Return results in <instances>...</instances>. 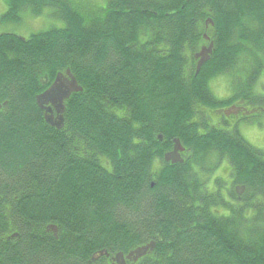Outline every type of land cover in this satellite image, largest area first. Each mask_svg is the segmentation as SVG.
<instances>
[{
  "label": "trees",
  "instance_id": "trees-1",
  "mask_svg": "<svg viewBox=\"0 0 264 264\" xmlns=\"http://www.w3.org/2000/svg\"><path fill=\"white\" fill-rule=\"evenodd\" d=\"M46 8L60 26L0 35V264L129 252L137 264H264V151L242 121L210 127L199 111L244 102L264 115V0H105L83 12L13 0L2 19ZM66 69L81 93L65 102L63 136L36 97ZM226 75L231 93L216 98L211 82ZM175 141L176 166L162 158ZM223 160L227 197L212 178ZM150 242V257L136 254Z\"/></svg>",
  "mask_w": 264,
  "mask_h": 264
},
{
  "label": "flooded vegetation",
  "instance_id": "flooded-vegetation-1",
  "mask_svg": "<svg viewBox=\"0 0 264 264\" xmlns=\"http://www.w3.org/2000/svg\"><path fill=\"white\" fill-rule=\"evenodd\" d=\"M209 51L210 50L206 49V46L203 48L201 47L199 55L202 56L203 60H206V57H207L206 54H209ZM203 60L201 61V58H200V63H202ZM56 76H57L59 82L62 84L61 86H63L62 89H60L58 91L60 94L65 93L66 96L70 97L72 93H74V94L81 93V88L79 87L76 79H74V78L73 79L76 82L77 88H72V87L69 88L68 87L69 82L71 81L72 77H71V74H68L67 69L64 71V73L63 72L56 73ZM54 80H53V82H54ZM53 82L48 84V86L46 87V89L43 92L47 91L50 88V86L53 84ZM47 83H48V81H47ZM65 102H66V99H63L61 104H51V102L49 101L46 104L41 105L42 106L41 109H43L44 114H45V109H49L46 112L47 113L46 117H48L50 119V121L54 122L56 119L58 120L59 118H62L63 123H61L62 125L59 127V130L62 133V135H63V132L65 134L68 133V131L64 127V117H65V110H66ZM62 103H63V112L61 110L62 109L61 108ZM54 105L55 106L57 105V107H55ZM248 108H249V106H245V105H231V106L221 108L219 110V112H217L218 115L216 112L214 114L210 113L209 109H206V108H203L199 111L204 116H209L210 120H209V122H207V124L209 126L219 127V128L223 129V123L227 117H231L234 119L233 123L229 124L230 128L235 127L237 125L236 121H242L244 124H246V127H251L255 123V121H257L258 115L256 113H258L259 111L257 109H254V108H251V109H248ZM113 111L116 113V115H118L117 117H119V118H123L125 116V112L123 110L115 108ZM224 113L229 114V115L226 116V115H224ZM238 128H239V124H238ZM74 149H75V147H74ZM77 151H79V150H77ZM171 152H173V148L165 151L163 156H162L163 160L165 162H167L168 164H171V165L175 164V166L178 164H182L183 162L181 159L183 157V154L185 155V153H183L184 150L177 152L178 158L176 156H172ZM75 153H78V152H75ZM165 155H166V159L164 158ZM171 159H173V162H171ZM224 163H226V162L223 160L220 165H222ZM220 165L214 171V174H213L214 176H216L215 173L218 172ZM160 167H161V161L159 159H155L154 160V169L156 171H158L160 169ZM238 189H242V188L236 187V191H238ZM226 190H229V183L228 182L226 183V187L223 188V190H222V192H223L222 195L225 197H227ZM139 247H142V249L139 252V255L143 256V257H141L143 259L150 257L156 248L154 242H150V243H147L145 245L143 244V245H140ZM130 253L131 252H129L127 254H122V253H114L112 255L108 254L105 258H107V264H133V262H134V264H137V258H139V257L131 256Z\"/></svg>",
  "mask_w": 264,
  "mask_h": 264
},
{
  "label": "rangeland",
  "instance_id": "rangeland-1",
  "mask_svg": "<svg viewBox=\"0 0 264 264\" xmlns=\"http://www.w3.org/2000/svg\"><path fill=\"white\" fill-rule=\"evenodd\" d=\"M13 0H0V35L3 34H11L17 35L22 38H28L30 35L42 32L47 30L48 28L57 25H61V21L54 19L51 15V11H47L48 16L41 14L38 15H30L29 13H21L20 20L16 22L4 21L2 19L3 14L6 12L8 3ZM80 7V12H83V8L89 10V8L94 9L95 6H99L104 4L105 0H72ZM92 3V5H91ZM86 6V7H85ZM241 70H244V66H241ZM239 76V75H237ZM259 87H264V75L259 78ZM233 81L230 76H218L211 82V91L212 94L216 98H224L227 97L231 92V87L233 86ZM259 90V89H258ZM262 90V89H260ZM259 90V91H260ZM256 93H261L256 91ZM244 102H238L237 105H243ZM210 113L214 114L216 110H209ZM217 113V112H216ZM218 115V113H217ZM224 115H229L224 113ZM229 119L230 124L233 123V118L227 117ZM256 125L247 127L246 124H239V131L243 135V137L254 147L264 151V115L257 119ZM218 173V174H217ZM215 173L216 176L212 178H220L223 180V187H226V182H230L229 179V167L226 163L220 165L218 172Z\"/></svg>",
  "mask_w": 264,
  "mask_h": 264
},
{
  "label": "water",
  "instance_id": "water-1",
  "mask_svg": "<svg viewBox=\"0 0 264 264\" xmlns=\"http://www.w3.org/2000/svg\"><path fill=\"white\" fill-rule=\"evenodd\" d=\"M55 97H56V98H60L59 93H57ZM178 148H179V147H178ZM179 149H180V148H179Z\"/></svg>",
  "mask_w": 264,
  "mask_h": 264
},
{
  "label": "bare ground",
  "instance_id": "bare-ground-1",
  "mask_svg": "<svg viewBox=\"0 0 264 264\" xmlns=\"http://www.w3.org/2000/svg\"><path fill=\"white\" fill-rule=\"evenodd\" d=\"M132 245V244H131ZM145 245V244H144Z\"/></svg>",
  "mask_w": 264,
  "mask_h": 264
}]
</instances>
